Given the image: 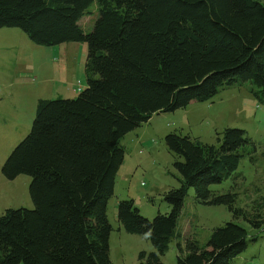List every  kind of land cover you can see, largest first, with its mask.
Listing matches in <instances>:
<instances>
[{"label":"trees","instance_id":"trees-1","mask_svg":"<svg viewBox=\"0 0 264 264\" xmlns=\"http://www.w3.org/2000/svg\"><path fill=\"white\" fill-rule=\"evenodd\" d=\"M93 2L97 18L86 32L80 21ZM3 27L36 44L85 42L87 85L75 98L39 99L29 133L2 166L7 179L30 176L34 206L0 216V264H111L106 211L124 160L122 137L153 114L208 100L238 81L255 85L264 102V0H0ZM217 140L164 136L180 176V186L163 193L169 213L148 219L133 200L117 202L124 231L154 247L139 252V264H163L172 240L177 264H229L256 239L232 220L205 246L177 228L189 188L196 202L225 205L255 229L264 224L259 211L235 206L236 193L210 190L234 174L249 143L236 127Z\"/></svg>","mask_w":264,"mask_h":264},{"label":"rangeland","instance_id":"rangeland-1","mask_svg":"<svg viewBox=\"0 0 264 264\" xmlns=\"http://www.w3.org/2000/svg\"><path fill=\"white\" fill-rule=\"evenodd\" d=\"M88 12L80 21L86 32L97 18L96 2ZM86 58L85 42L42 45L31 41L19 28H0V216L9 208H33L30 176L22 173L7 179L2 166L29 133L39 99L75 98L86 87ZM257 92L258 88L249 81L224 85L208 100H192L184 108L153 114L122 137L124 160L106 211L112 227L111 264H139L140 251H154L145 235L124 231L116 209L118 201L133 200L140 214L148 219L170 212L163 193L180 186V176L173 165L175 156L164 142V136L171 131L217 145V138L222 137L226 127L243 129L249 143L239 149L242 156L237 169L209 188L214 193H236V207L252 213L259 211L264 217V202L260 209L255 204V200L260 202L264 197V102ZM231 220L256 239L248 241L245 250L229 264H264V224L255 229L245 220L234 218L225 205L196 202L192 188L184 198L177 228L184 238L205 246L212 230ZM176 254V242L172 240L162 256L163 264H177Z\"/></svg>","mask_w":264,"mask_h":264},{"label":"crops","instance_id":"crops-1","mask_svg":"<svg viewBox=\"0 0 264 264\" xmlns=\"http://www.w3.org/2000/svg\"><path fill=\"white\" fill-rule=\"evenodd\" d=\"M137 136H139V133L137 134Z\"/></svg>","mask_w":264,"mask_h":264}]
</instances>
